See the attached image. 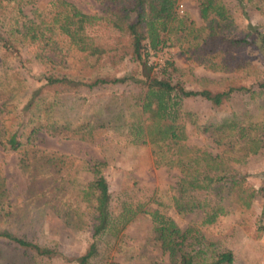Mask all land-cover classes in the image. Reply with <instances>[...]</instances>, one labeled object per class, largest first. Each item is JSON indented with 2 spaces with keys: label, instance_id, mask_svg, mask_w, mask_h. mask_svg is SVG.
<instances>
[{
  "label": "rangeland",
  "instance_id": "1",
  "mask_svg": "<svg viewBox=\"0 0 264 264\" xmlns=\"http://www.w3.org/2000/svg\"><path fill=\"white\" fill-rule=\"evenodd\" d=\"M51 1L26 0L23 13L37 21L48 13ZM68 1L83 12L102 14L100 0ZM199 2L176 0L169 29L176 27L181 19L198 27L202 23ZM224 3L235 23L252 31L254 44L241 54L255 66L256 72L208 69L189 57L187 50L191 37H184L186 31L183 30L176 33L174 28L165 34V45L149 56L154 70L172 60L178 69L173 74V82L187 89L225 90L229 84L256 89L257 82L264 81V47L259 48L264 33V0H224ZM114 32L98 30V39L110 40ZM1 44L0 41V75L4 70L20 71L28 86L19 110H23L33 89L40 88L42 96L51 99V88L45 86V77L50 74L46 69L52 66L54 74L67 75L79 84L68 88L59 86L63 90L61 93L52 88V99L55 97L52 130L38 131L15 151L5 150L0 144V201L4 205L0 211V232L8 231L41 245L56 247L59 253L53 257L52 264H77L74 259L84 253L92 241L90 226L88 222L82 229L66 226L53 207L79 203L78 189L94 179L92 169L97 165L109 185L112 211L117 214L122 205H127L136 212L117 237H101L93 264H170L153 229L150 213L155 209L172 218L181 230L189 229L191 239L211 242L218 250L233 251L236 264H264V230L259 228L264 225V146L245 163L235 166L257 191L250 211L233 209L219 216L213 224H202V210L179 213L175 209L173 196L178 172L156 163L147 136L145 144H137L118 122L111 127L103 124L105 117L118 112L117 96L136 94L138 88L133 84L83 86L82 82L96 76L110 78L127 74L135 68L134 64L121 60L117 54H107L96 61L93 57L85 59L79 53H71L70 57L62 47L57 53L46 50L42 57L41 45L34 44L16 48L18 53H5ZM41 57L44 62L40 61ZM5 96L0 89V131L2 126L10 125L8 120L11 119L1 107ZM253 106L245 92H234L230 100L220 106L200 97L184 99L182 119L188 133L187 144L214 155L221 153L223 147L214 142L206 125L233 111L252 110ZM139 112L143 120L141 107ZM33 117L34 113L29 111L22 117V123ZM87 122L93 123L90 129ZM0 249L6 253L14 252L13 246L3 239H0Z\"/></svg>",
  "mask_w": 264,
  "mask_h": 264
},
{
  "label": "trees",
  "instance_id": "2",
  "mask_svg": "<svg viewBox=\"0 0 264 264\" xmlns=\"http://www.w3.org/2000/svg\"><path fill=\"white\" fill-rule=\"evenodd\" d=\"M25 1L0 0V41L5 53H18L16 48L34 44L41 45L42 57H45L44 51L57 53L62 47L70 57L71 53H79L85 59L93 57L96 61L107 54H117L121 60L130 61L135 68L127 74L110 78L96 76L91 81L82 82L88 88L110 84H133L138 88L136 94L117 96L119 110L105 117L103 124L111 127L118 122V126L125 128L137 144H145L147 136L156 163L178 172L173 203L179 213L202 210V224L210 225L233 209L250 211L257 191L235 166L245 163L264 146V81L257 82L256 89L229 84L225 90H193L173 82V74L178 71L174 61H165L156 71L149 62L150 54L165 45V34L174 28L176 33L183 30L186 31L184 37H191L187 50L189 57L208 69L256 72L255 66L241 54L254 44L252 31L235 23L224 0H200L202 23L194 27L193 22L181 19L171 29L169 24L176 0H100L102 14L83 12L68 0H52L48 13L37 21L23 13ZM102 29L115 31V35L109 38L111 41L98 39V30ZM263 47L264 33L260 38V50ZM42 57L40 61L44 62ZM53 68L46 69L50 74L45 77V86L51 88V99L42 96L40 88L33 89L23 110H19V105L28 86L20 71L1 72L0 89L7 95L1 107L11 117L8 120L10 125L2 126L0 131L3 149L15 151L38 131L54 128L55 97L52 99V90L61 93L60 87L68 88L79 81L67 75H56ZM234 92L248 93L254 106L252 110L233 111L206 125L214 142L223 147L221 153L214 155L201 147L188 145V133L182 119L183 100L200 97L220 106L230 100ZM29 111L34 113V119L22 123V117ZM92 124L87 122L86 126L89 128ZM92 170L94 179L78 189L79 203L53 207L66 226L82 229L87 222L90 226L92 241L85 252L74 259L77 264H93L101 237H117L136 212V209L122 205L115 214L111 209L112 196L106 178L97 165ZM3 208L0 201V211ZM150 216L170 264H236L233 251L218 250L211 242L191 239L189 229L181 230L159 209L153 210ZM259 228L264 230V225ZM0 239L6 240L14 249L12 253L0 249V264H52L53 257L59 253L56 247L41 245L8 231L0 232Z\"/></svg>",
  "mask_w": 264,
  "mask_h": 264
}]
</instances>
